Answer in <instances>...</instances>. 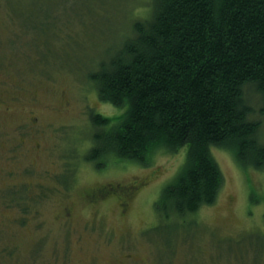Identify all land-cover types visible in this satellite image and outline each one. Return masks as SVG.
<instances>
[{"label":"rangeland","instance_id":"obj_1","mask_svg":"<svg viewBox=\"0 0 264 264\" xmlns=\"http://www.w3.org/2000/svg\"><path fill=\"white\" fill-rule=\"evenodd\" d=\"M150 1L0 0V93L22 97L15 121L31 109L39 117L28 150L16 151L19 162L3 160L0 149V166L31 173L36 191L50 186L49 202L36 200L46 242L37 243V230L16 237L6 226L3 245L19 242L23 252L3 264L104 261L124 256L125 244L136 264H264V170L243 167L230 150L212 148L224 174L215 204L170 219L159 217L156 203L185 164L187 147L157 149L148 165L111 158L97 168L87 160L95 129L90 109L107 116L122 110L101 101L87 76L131 34L135 18L149 15ZM1 173L4 184L7 172ZM103 183H138L126 212L117 197L86 201L87 190ZM71 196L74 218L64 226L58 217ZM12 213L3 208L0 216Z\"/></svg>","mask_w":264,"mask_h":264},{"label":"trees","instance_id":"obj_2","mask_svg":"<svg viewBox=\"0 0 264 264\" xmlns=\"http://www.w3.org/2000/svg\"><path fill=\"white\" fill-rule=\"evenodd\" d=\"M87 77L101 101L122 109H90L87 160L97 168L111 158L148 165L157 149L187 147L156 203L161 219L215 204L224 174L213 147L264 170V0H151Z\"/></svg>","mask_w":264,"mask_h":264},{"label":"flooded vegetation","instance_id":"obj_3","mask_svg":"<svg viewBox=\"0 0 264 264\" xmlns=\"http://www.w3.org/2000/svg\"><path fill=\"white\" fill-rule=\"evenodd\" d=\"M1 90L0 87V91ZM21 99L22 97H19L15 93H0V149H3L1 156L3 157V160H11L9 162H13L14 164L19 162V155L16 154V151L18 149L28 150V141L34 137L35 128L38 126L37 123L39 118L33 115L35 111L34 109H31L29 115L17 118L15 121L12 112L16 109V104ZM7 150L10 151L8 152ZM24 153L25 152L20 153V157ZM1 163L2 162H0V165ZM5 170L8 178L5 179L4 184L0 182V211L5 208L10 209L13 213L11 216H6L5 214L0 216V264H3V259L7 255L11 256L10 259L15 257V260H17L23 252L20 248L21 245L19 242H14L10 246L3 245L2 237L5 233L6 226L9 227L10 225V230L16 237L19 235L20 230L23 231L28 228L32 234L37 230V236L39 239L37 240V243L43 245L46 242L47 235L44 230V221L41 218L43 212L39 203H37L36 206V200L43 203H48L50 200V186L48 184L42 183V187H40L41 190L36 191V189H34L35 182L31 178V173L18 174L15 169L3 170L2 166H0V179H4L1 172ZM25 171L29 170L25 168ZM60 182L64 186L68 181ZM59 189L61 190L60 187ZM138 190V183L126 185L103 183L102 185L100 184V186L87 190L88 192H86L84 198L89 204L95 205L97 203L105 202L112 197H117L122 206V211L126 212L129 208L130 198ZM71 201L72 196L65 199L62 205L63 209L61 215L58 217L64 226L69 225L74 218V213L68 206ZM35 223L38 225L35 226ZM2 225L4 226L2 227ZM37 247L40 248V246ZM131 247L132 245L125 244V250L127 251L124 252V256L106 259L104 261H99L97 258H94L91 263L86 261L84 264H136L132 253H130ZM25 257H29L28 253H26ZM58 262L59 261L56 263ZM71 262L72 260L64 259L61 264H83L79 261ZM23 264L32 263L27 259L26 263L23 261ZM50 264L53 263L50 262Z\"/></svg>","mask_w":264,"mask_h":264}]
</instances>
